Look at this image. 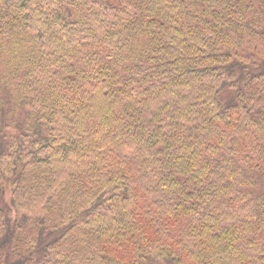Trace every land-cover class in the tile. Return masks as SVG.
<instances>
[{"label": "trees", "instance_id": "obj_1", "mask_svg": "<svg viewBox=\"0 0 264 264\" xmlns=\"http://www.w3.org/2000/svg\"><path fill=\"white\" fill-rule=\"evenodd\" d=\"M0 264H264V0H0Z\"/></svg>", "mask_w": 264, "mask_h": 264}]
</instances>
